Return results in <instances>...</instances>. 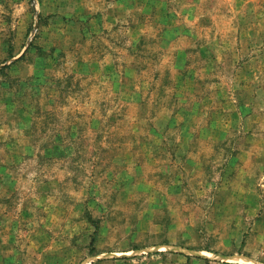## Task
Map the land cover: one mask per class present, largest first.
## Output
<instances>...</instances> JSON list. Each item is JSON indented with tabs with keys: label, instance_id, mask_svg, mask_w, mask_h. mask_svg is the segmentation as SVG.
I'll use <instances>...</instances> for the list:
<instances>
[{
	"label": "rangeland",
	"instance_id": "374dc122",
	"mask_svg": "<svg viewBox=\"0 0 264 264\" xmlns=\"http://www.w3.org/2000/svg\"><path fill=\"white\" fill-rule=\"evenodd\" d=\"M0 264H264V0H0Z\"/></svg>",
	"mask_w": 264,
	"mask_h": 264
}]
</instances>
